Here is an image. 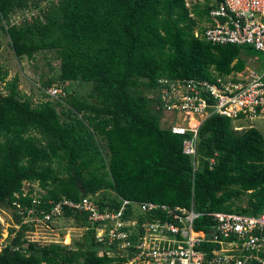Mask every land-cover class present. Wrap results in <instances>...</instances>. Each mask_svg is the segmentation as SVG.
I'll list each match as a JSON object with an SVG mask.
<instances>
[{
  "label": "trees",
  "instance_id": "1",
  "mask_svg": "<svg viewBox=\"0 0 264 264\" xmlns=\"http://www.w3.org/2000/svg\"><path fill=\"white\" fill-rule=\"evenodd\" d=\"M217 2L190 7L185 0H0V28L16 58L53 51L59 72L42 84L65 91L34 104L20 92L18 77L5 80L7 73L0 70V210L14 223L0 264L127 261L125 253L110 256V247L95 241L83 211L63 210L64 219L84 229L75 246L28 239L25 233L35 221L23 222L20 212L34 208L36 218L50 201L63 198L78 201L100 192V210L117 209L123 198L181 207L193 202L201 212L261 211L260 129L236 130L231 118L211 115L198 128L193 169L182 152L191 132L177 134L160 124L159 78L211 79L247 66L251 46L213 44L194 34L203 30L200 23ZM26 11H33L30 18ZM72 81L93 84L90 100L66 92L63 84ZM243 196L245 205L236 204ZM211 224L202 215L195 228Z\"/></svg>",
  "mask_w": 264,
  "mask_h": 264
},
{
  "label": "built area",
  "instance_id": "2",
  "mask_svg": "<svg viewBox=\"0 0 264 264\" xmlns=\"http://www.w3.org/2000/svg\"><path fill=\"white\" fill-rule=\"evenodd\" d=\"M185 1L191 7L203 0L190 1V5ZM201 25L203 30L196 29L194 34L208 42L251 46L264 53V0H218ZM157 82L155 97L162 111L181 116L180 122L170 121L167 128L177 134L191 132L182 152L190 156L193 169L197 167L198 128L208 117H229L236 130L264 121V68L255 71L245 67L211 79L161 77ZM46 94L58 99L63 91L54 84ZM246 120L248 124H236ZM98 196L96 192L78 201H50L48 211L41 210L42 215L36 218L31 217L36 214L34 208L20 214L23 222L31 220L36 225L63 219L65 208L86 212L94 226L95 241L109 246L110 256L125 253L124 264H264V207L258 214L248 215L201 212L195 210L193 202L190 207H181L120 198L117 209L100 210ZM32 202L39 200L34 197ZM202 215L212 221L206 230L195 228ZM0 246H5L2 239Z\"/></svg>",
  "mask_w": 264,
  "mask_h": 264
},
{
  "label": "rangeland",
  "instance_id": "3",
  "mask_svg": "<svg viewBox=\"0 0 264 264\" xmlns=\"http://www.w3.org/2000/svg\"><path fill=\"white\" fill-rule=\"evenodd\" d=\"M190 1L192 2L193 0H187L189 5ZM44 3L45 2H43L42 5H44ZM32 12L33 11H28L27 18ZM251 52L252 54L246 58V67L250 70L262 71L264 68V53L253 49ZM54 55L53 51L41 50L35 54L33 59L24 57L18 60L9 45L8 36L0 28V70L7 73L5 80H11L14 76H17L20 92L30 97L34 104H38L47 99L52 100V98L45 95L48 87L44 88L42 83L47 78H55L59 72V67ZM0 85L2 87L3 83H0ZM63 87H65L68 94L76 93L77 97L90 100L89 93L92 90L93 84L82 81H72L65 82ZM62 91L64 95V89H62ZM180 119V115H171L163 112L161 113L160 124L164 127L165 124H169L170 121L175 123L180 122ZM248 123L249 121L246 120L236 124L245 125ZM251 124L260 129L264 134V121L256 120ZM25 186H27V183ZM34 186L37 190V185L35 184ZM235 203L245 205L246 197L243 196L241 199L236 200ZM0 223L2 233L1 239L3 243H5V240L8 238V229L14 225L12 215L8 211L1 209ZM83 234L84 229H82V227L75 226L72 220L64 218L54 220L52 224L39 222L34 226L33 230L25 233L28 239L38 242L39 244L55 241L70 246H75V243L80 242L83 238ZM1 247L2 246H0V248Z\"/></svg>",
  "mask_w": 264,
  "mask_h": 264
}]
</instances>
